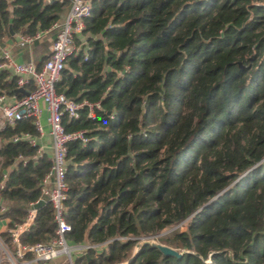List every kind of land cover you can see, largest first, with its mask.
I'll use <instances>...</instances> for the list:
<instances>
[{"label": "trees", "instance_id": "trees-1", "mask_svg": "<svg viewBox=\"0 0 264 264\" xmlns=\"http://www.w3.org/2000/svg\"><path fill=\"white\" fill-rule=\"evenodd\" d=\"M69 10V1L0 0V45ZM79 40L89 50L68 61L56 90L103 111L64 117L67 131L89 138L68 146L67 239L96 245L73 264H264V0H92ZM49 45L37 44L43 54ZM16 89L0 70V94L21 98ZM23 134L39 138L33 119L0 140ZM10 166L3 218L20 223L42 198L51 161L21 140L0 148V179ZM179 227L157 243L181 258L142 244ZM56 230L46 203L22 244Z\"/></svg>", "mask_w": 264, "mask_h": 264}, {"label": "built area", "instance_id": "built-area-1", "mask_svg": "<svg viewBox=\"0 0 264 264\" xmlns=\"http://www.w3.org/2000/svg\"><path fill=\"white\" fill-rule=\"evenodd\" d=\"M49 1L70 2V10L65 20L54 23L49 29H38L33 34H21L17 39V45L22 49H31L38 43L50 42V55L42 68L39 69L34 61L17 62L12 50L8 47L3 49L0 58V70L10 71L16 79L17 89L23 88L30 91L29 95H22L21 98L10 96L6 92L0 94V132L9 127L13 128L20 121L33 119L39 135H42L41 119L44 112H47L53 140L50 158L51 169L41 185L42 198L29 205L22 222L11 223L10 219L3 218L7 207L0 195V222L8 221L5 231H0V264L56 263L60 260L73 264V258L77 253L96 247V245L72 244L67 239V234L72 230L64 215L65 201L69 192L67 183L68 146L72 142H80L86 146L89 143V138L86 130L67 131L64 117H67L69 121L77 120L80 118L81 110L87 109L88 118L96 120V112L103 111V107L100 102L77 103L56 90V85L61 80L68 61L77 57L82 51L86 53L89 50L86 48L85 41L79 40V38L84 33L86 21L92 15V0ZM85 59H87V55ZM29 85H32V90L28 89ZM42 103L45 108L42 107ZM21 140L28 141L32 147H38V156L43 157L45 153L39 145L38 139L31 137L30 134L16 135L9 140H0V148L8 142L16 143ZM29 161V158L22 156L17 160L24 166ZM8 176L9 173H2L0 192L4 189ZM42 200L53 206L57 223L56 236L48 242L24 245L22 237L35 226L39 210L36 205ZM3 234H7V238H4ZM126 239L132 238H120V240Z\"/></svg>", "mask_w": 264, "mask_h": 264}, {"label": "crops", "instance_id": "crops-1", "mask_svg": "<svg viewBox=\"0 0 264 264\" xmlns=\"http://www.w3.org/2000/svg\"><path fill=\"white\" fill-rule=\"evenodd\" d=\"M68 13H66L65 17ZM64 17V18H65ZM65 20V19H64ZM21 35L20 33L12 34L10 36H7L4 41V45H0V58L2 57L3 49L10 48L13 52V56L19 63H25L29 61H34L35 64L38 66V64H44L46 58H48L49 55V48L46 53H42L39 47L36 45L33 48H26L22 49L17 45V39L18 36ZM43 108H45L44 104H41ZM41 123L43 125V134L39 136L38 143L44 150V153L48 155L49 158L52 156V150H53V140L50 132V126L48 123V113L44 112ZM12 166L7 167L1 172L2 173H10L12 170ZM8 223L7 220L0 222V231L4 232L5 226ZM57 263V262H56Z\"/></svg>", "mask_w": 264, "mask_h": 264}, {"label": "water", "instance_id": "water-1", "mask_svg": "<svg viewBox=\"0 0 264 264\" xmlns=\"http://www.w3.org/2000/svg\"><path fill=\"white\" fill-rule=\"evenodd\" d=\"M10 29H11V27H10ZM9 93L10 94H14L16 96L19 95V94L29 95L30 91H28L26 89H23V88H20V89L12 90ZM45 204H46V202L44 200H42L36 205V208L40 209ZM142 244H152L156 248H158L166 256H174V257H177V258H181L182 257V253H180L179 251H177V250H175V249H173L171 247H168V246H165V245H161V244H159L157 242H154V241H152L151 238L144 239L142 241Z\"/></svg>", "mask_w": 264, "mask_h": 264}, {"label": "rangeland", "instance_id": "rangeland-1", "mask_svg": "<svg viewBox=\"0 0 264 264\" xmlns=\"http://www.w3.org/2000/svg\"><path fill=\"white\" fill-rule=\"evenodd\" d=\"M180 230H183L182 227L169 229V230L165 231L162 235L151 237V239H152V241L157 242V239H159V237L171 236V235H173L174 233H176L177 231H180ZM62 262H63V260H60V261L57 262V264H60Z\"/></svg>", "mask_w": 264, "mask_h": 264}]
</instances>
